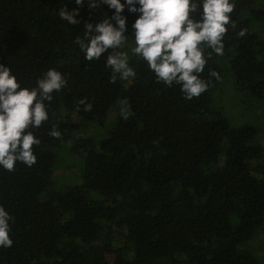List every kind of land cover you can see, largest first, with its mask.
Here are the masks:
<instances>
[{
  "label": "trees",
  "instance_id": "obj_1",
  "mask_svg": "<svg viewBox=\"0 0 264 264\" xmlns=\"http://www.w3.org/2000/svg\"><path fill=\"white\" fill-rule=\"evenodd\" d=\"M63 7L75 5L0 0V64L22 87L34 86L50 68L68 81L53 93L49 119L32 130L41 141L35 164L0 169V205L14 218L13 244L0 249V264H264V251L257 253L251 243L262 236L264 250L260 128L233 123L214 95L227 81L241 111L250 102L263 121L264 0H235L224 54H212L200 74L207 80L214 69L220 80L192 100L178 86L155 80L131 54V38L136 78L110 83L106 54L87 61L74 40L83 36L85 22L114 10L85 5L76 17L81 23L69 25L57 15ZM123 15L130 28L134 14L125 9ZM79 98L92 104L91 111L77 108ZM121 103L126 112L110 117ZM73 118L103 134L70 144L81 160L79 182L55 187L54 166L76 129ZM52 127L60 130L59 139L48 135Z\"/></svg>",
  "mask_w": 264,
  "mask_h": 264
},
{
  "label": "clouds",
  "instance_id": "obj_2",
  "mask_svg": "<svg viewBox=\"0 0 264 264\" xmlns=\"http://www.w3.org/2000/svg\"><path fill=\"white\" fill-rule=\"evenodd\" d=\"M71 11L60 8L58 17L69 25L81 23L80 8L97 9L107 5L114 10L109 17L95 23H84L83 36L77 45L87 61L100 60L106 54L105 66L110 69L109 82L117 78H136L130 66L131 54L142 60L158 83L178 86L183 98L192 100L205 93L212 80L220 74L209 69L208 79L201 77L211 55L223 56L224 37L235 26L232 13L235 0H70ZM125 9L134 14L130 28ZM114 21V23H113ZM241 36L244 32L239 33ZM64 74L54 68L42 73L32 87H22L11 68L0 64V169L12 172L17 163L32 167L36 162L34 147L41 141L32 131L49 119L53 93L67 86ZM77 108L91 111L86 98L77 100ZM48 135L59 139L60 130L52 127ZM14 218L0 205V249L10 248L11 225Z\"/></svg>",
  "mask_w": 264,
  "mask_h": 264
},
{
  "label": "rangeland",
  "instance_id": "obj_3",
  "mask_svg": "<svg viewBox=\"0 0 264 264\" xmlns=\"http://www.w3.org/2000/svg\"><path fill=\"white\" fill-rule=\"evenodd\" d=\"M235 94L234 96L230 94L229 83H227V81L225 80L221 81L220 86L214 92V95L216 96L217 100H221L222 105H226V112L230 119L233 116V123L237 124L239 121H247L251 124L258 125V127L260 128L259 131L261 133L259 134L257 141L260 145L264 147V112H262L261 115L263 121H258L254 115L256 112V108L253 104L250 105V102L246 105L248 107V110L243 109L241 111V107L238 106V99ZM260 107L261 106L259 105V108ZM228 109H230V112L228 111ZM117 110L126 112L124 104L121 103L119 104V106L113 107L111 109L110 117L115 116ZM228 113L231 114L229 115ZM62 115H64V111L62 112L61 116ZM73 120L75 121L74 124H76V129H74L70 133V139H68L67 142L63 143L64 145L62 146L60 153L57 155L56 163L54 166L55 180H57V183H55V187H62L67 184H74L76 182H79V179L77 180L75 177L78 175L79 168L81 167V160L78 154L69 150L70 144H72L76 139L79 138H98L103 134V130L92 123L85 121L79 122L76 118H73ZM259 239L262 240V236H259ZM259 241L255 239L251 243L257 250V253H262V251L264 250L262 245L259 246Z\"/></svg>",
  "mask_w": 264,
  "mask_h": 264
}]
</instances>
